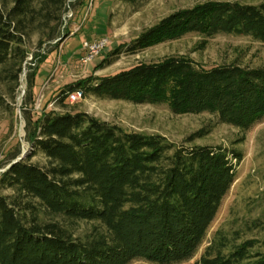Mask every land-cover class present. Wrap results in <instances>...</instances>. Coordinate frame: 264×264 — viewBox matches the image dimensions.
<instances>
[{"label":"trees","instance_id":"trees-1","mask_svg":"<svg viewBox=\"0 0 264 264\" xmlns=\"http://www.w3.org/2000/svg\"><path fill=\"white\" fill-rule=\"evenodd\" d=\"M66 1L0 0L1 80L18 85L32 35L38 34L41 47L57 38ZM187 34L264 43V1H207L176 11L121 50L135 54ZM69 88L66 95L80 89L84 98L167 104L176 114L207 112L242 131L264 117V66L206 68L172 56ZM26 130L29 153L0 175V187L12 191L0 194V264H129L136 258L171 264L190 258L242 160L234 148L177 146L160 134L127 131L82 111L30 112ZM37 152L46 166L31 162ZM77 220L93 223L87 235L72 231L69 223ZM225 240L214 237L194 264H264V252L252 241Z\"/></svg>","mask_w":264,"mask_h":264},{"label":"rangeland","instance_id":"rangeland-1","mask_svg":"<svg viewBox=\"0 0 264 264\" xmlns=\"http://www.w3.org/2000/svg\"><path fill=\"white\" fill-rule=\"evenodd\" d=\"M207 1L216 0H141L135 4L123 0H67L57 38L46 41L42 47L38 34L28 40L29 54L18 85L0 78V175L13 158L24 152L26 156L31 149L26 140L30 112L36 115L53 110L82 111L127 131L160 134L177 146L234 148L242 153L236 180L203 244L192 257L171 264H194L214 237L233 244L252 241L256 251L264 252V117L242 131L207 112L176 114L167 104H135L95 96L71 103L66 95L69 87L84 79L113 75L142 62H157L172 56L189 57L206 68L232 63L264 66V43L241 35L204 38L187 34L135 54L121 50L166 16ZM218 1L258 4L264 0ZM103 37L109 40L105 49L93 61L83 64V42ZM33 74L32 90L29 80ZM31 162L40 166L48 164L41 152L35 153ZM11 193L0 187V194ZM69 224L76 236L87 235L93 225L83 220ZM129 264L158 263L136 258Z\"/></svg>","mask_w":264,"mask_h":264},{"label":"built area","instance_id":"built-area-1","mask_svg":"<svg viewBox=\"0 0 264 264\" xmlns=\"http://www.w3.org/2000/svg\"><path fill=\"white\" fill-rule=\"evenodd\" d=\"M74 32H72L73 34ZM109 40L108 38H99L92 41L86 40L83 42V50L85 55L82 58V63L86 64L93 61L107 46ZM68 100L71 103L78 102L84 98L83 91L78 89L70 91L67 94Z\"/></svg>","mask_w":264,"mask_h":264},{"label":"water","instance_id":"water-1","mask_svg":"<svg viewBox=\"0 0 264 264\" xmlns=\"http://www.w3.org/2000/svg\"><path fill=\"white\" fill-rule=\"evenodd\" d=\"M25 152L20 156V157H17L16 159H14L11 163L8 164L7 168H9L11 166V164L15 163V162H18L20 161L21 159H23L25 157ZM6 168V169H7Z\"/></svg>","mask_w":264,"mask_h":264}]
</instances>
